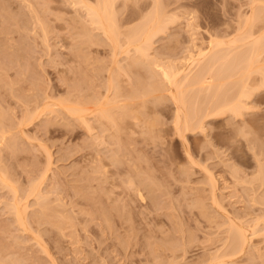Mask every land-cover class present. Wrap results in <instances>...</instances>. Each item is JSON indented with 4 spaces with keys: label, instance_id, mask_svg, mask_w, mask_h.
<instances>
[{
    "label": "rangeland",
    "instance_id": "rangeland-1",
    "mask_svg": "<svg viewBox=\"0 0 264 264\" xmlns=\"http://www.w3.org/2000/svg\"><path fill=\"white\" fill-rule=\"evenodd\" d=\"M158 1L113 0L123 31L141 30L155 3L169 17L148 45L149 59L133 48L127 54L123 34L126 51L118 48L114 65L113 46L78 0H0V264H264L260 74L249 76L243 112L209 117L205 130L197 123L206 94L186 88L198 116L196 130L182 135L158 67L185 68L209 42L229 43L248 29L254 39L264 34V0ZM249 16L255 28L245 27ZM232 55L225 66L232 57L234 66L230 60L222 72L237 80L241 53ZM234 82L233 90L225 86L229 99L240 92ZM105 100L119 108L103 106V116ZM238 229L249 243L233 255Z\"/></svg>",
    "mask_w": 264,
    "mask_h": 264
},
{
    "label": "bare ground",
    "instance_id": "bare-ground-1",
    "mask_svg": "<svg viewBox=\"0 0 264 264\" xmlns=\"http://www.w3.org/2000/svg\"><path fill=\"white\" fill-rule=\"evenodd\" d=\"M73 1V0H72ZM74 1H76L75 3H77V0H74ZM79 2L76 4V5H79V3L81 4V3H83L84 4V1L83 0H78ZM96 1H99V3L97 2V5L94 3V6H93V4L91 5V4H89V5H85L86 7H87V9L86 10H88V12H87V14H89V16H90V20H92V21H90V22H93L94 23V25H96L97 27V30L99 29L100 31H103V35L105 34V37H106V39L108 40L107 42H109L110 41V43H111V45L113 46V54H112V56H113V63L115 62V64L114 65H116V63H118V61H117V59H116V57L118 58V56L119 55H117V54H115L116 53V51L118 50V48H120V50L121 49H123V51H124V53H125V51L127 50V54H130V56H131V53H130V51H131V48H133V50L135 49L136 50V52H138V53H140V58H141V55H144V57L145 58H147V59H149L148 57L150 56L148 53V51L149 50H151L152 49V45H151V48L148 50V48L150 47V42L152 41V39H153V36H154V33H158L159 32V30L163 27V24H164V26H165V24H168V23H166L167 21H164L163 19H165V17L163 18V16L166 14H164V15H161V14H163L162 12H161V9L163 8H159V4H157V3H155V2H159L158 0H155V5L154 4H152L153 5V10L152 11H150V13L149 14H146V16H145V20H146V18H147V23L145 22V26L140 30V29H138L139 27H138V25H137V29L139 30V31H137V29H135V30H132V31H129L130 29L129 28H127V29H129L128 31H127V29H126V31L124 30H122V28H121V30L118 28L117 29V26L118 25H116V20L118 21V19H117V16L115 17V13L113 14V10H111L112 8H113V0L111 1V0H108V2H106V0H96ZM138 1V0H137ZM161 1V0H160ZM87 2H88V0H87ZM126 2H129V1H126ZM134 2V1H133ZM133 2H131V3H133ZM148 2V1H147ZM152 2V1H151ZM163 2V1H162ZM168 2V1H167ZM109 3H112V4H109ZM153 3V2H152ZM164 3V2H163ZM87 4V3H86ZM160 4L163 6L164 4H162L161 2H160ZM83 5V6H84ZM151 5V6H152ZM91 6H93V7H91ZM97 6V7H96ZM144 7H145V5H144ZM144 7H143V9H144ZM146 7H147V5H146ZM151 8V7H150ZM149 8V9H150ZM84 9V8H83ZM142 9V8H141ZM152 9V8H151ZM132 10H133V8H132ZM145 10V9H144ZM257 10V9H256ZM135 11H136V9H135ZM139 12H140V9L138 10ZM147 11V10H146ZM163 11V10H162ZM165 11V10H164ZM170 11V10H169ZM254 11V10H253ZM260 11V10H259ZM252 12V11H251ZM36 13V12H35ZM146 13V12H145ZM169 13V12H168ZM253 13V12H252ZM255 14L257 15L258 13L257 12H255ZM260 14H262V13H260ZM259 14V15H260ZM132 15V14H131ZM173 15V14H172ZM172 15H170V16H172ZM88 16V17H89ZM148 16V17H147ZM166 16H167V14H166ZM250 17V16H249ZM251 17H252V15H251ZM250 17V18H251ZM253 17H254V15H253ZM135 18V17H134ZM141 18V17H140ZM167 18H169L168 16H167ZM166 18V19H167ZM250 18H247L244 22V25H245V27H246V25H247V27L251 24V20L253 21V23H254V20L256 19H250ZM172 19V18H171ZM170 19V20H171ZM143 20V19H142ZM168 20V19H167ZM169 21V20H168ZM170 22V21H169ZM45 22H43V24H44ZM118 23V22H117ZM141 23H142V21H141ZM163 23V24H162ZM255 23H256V21H255ZM142 25H144V23L142 24ZM160 25H162L161 26V28H159L160 27ZM190 25V24H189ZM251 25H253V28H255L254 27V24H251ZM167 26V25H166ZM191 26V25H190ZM193 27V26H192ZM250 27V26H249ZM257 27V26H256ZM45 28V27H44ZM132 28H134V27H132ZM135 28H136V26H135ZM141 28V27H140ZM242 29H244V28H242ZM263 29V28H262ZM98 30V31H99ZM162 30V29H161ZM120 31H123V32H120ZM156 31H158V32H156ZM241 31V30H240ZM247 31H248V34H247ZM247 31H245V32H243V35H239L238 37H236V38H234L235 40H233V39H231L230 41L231 42H229V43H232V44H229V43H227L228 45H230V47L226 44V43H224V41L223 42H221V41H218V40H214V42H209V46H208V50L206 51L205 50V52L203 53L202 51V53L199 51L198 52V55H196L197 56V58H195L196 56H193V55H191V58L193 59V57L195 58V59H193V60H189V61H191V63H189L188 65H186V67L184 68L183 66V68H181V67H175V66H177V65H175L174 67L171 65V64H166V65H164L163 63H164V61H163V63L162 64H158V67L161 69H159L160 71H161V73H159V74H162L161 75V77H162V79L164 78L166 81H167V83L170 85L169 87H171V88H169V90H168V93L169 92H171L172 93V95H170L171 97H172V99H173V103L174 104H177L178 105V107H177V109H176V113H177V115H176V125L175 126H177V129H178V132H180L182 135L184 134V133H186V131L188 132V131H190V130H193V131H195L196 130V126H195V129L192 127V121H193V119H195L196 120V118H194L195 117V115H197L198 116V114H195L196 112L194 111V112H192L191 110V108H193V110L196 108V105H194V104H191V103H189V100H190V102H192V100H194V99H190L189 97H188V95H187V93L186 92H188V90H186V88L188 89V87L189 86H196V87H198L197 89L196 88H194V90L196 91H203V92H199L200 94H206V97H204L205 99H203L204 101H205V104H202V105H205L206 107H205V109H204V112L202 113L201 112V110H200V112L203 114V115H201V113L199 114V115H201V120L199 121L198 120V122L199 123H197V128H199V130L200 129H203L204 128V122H205V119H207V118H211V117H217V116H221V115H223V114H225V113H229L230 112V114L232 113V114H235V115H237L236 117H238L239 116V114H241L242 112H243V110L245 109L244 108V105H243V103H244V97L246 98H248V97H250V96H248V95H250L251 93H249V91H250V89L249 88H251L250 86H248L249 84V79H250V75H252L253 74V72H257L258 74H260V81H261V83H259V85L258 86H264V34H262V33H260V31H259V37H255V39H254V37L252 36V34H250L251 32H252V29H251V32H250V29H248ZM246 35H245V34ZM123 34L125 35L124 36V38L126 37V39H124V40H126V42H128V44L127 43H125V44H127L128 45V47H127V49H126V47L124 46V48L126 49V50H124V48H122V46L124 45V43L122 42V41H124L123 39L121 40V37H123ZM240 34H242V33H240ZM156 35V34H155ZM242 36H245V37H242ZM249 36V37H248ZM97 37V36H96ZM154 37H156V36H154ZM241 37V38H240ZM253 37V38H252ZM92 38V37H91ZM195 38V37H194ZM95 39V38H94ZM98 39V38H97ZM199 39V38H198ZM247 40V42L245 41V40ZM249 39L251 40L252 39V41H249ZM254 39V40H253ZM91 40V39H90ZM101 40V39H100ZM99 40V41H100ZM197 40V39H196ZM210 40H211V38H210ZM94 41V40H93ZM93 41H91L92 43H93ZM104 41V40H103ZM213 41V40H212ZM91 42H89V43H91ZM104 42H106V40L104 41ZM121 42L123 43V45L121 44ZM156 42V41H155ZM239 42H240V44H239ZM152 43V42H151ZM239 45H238V44ZM101 44V43H100ZM109 45V44H108ZM148 45H149V47H148ZM228 46L229 48L227 49V52H226V50H224V47H226V46ZM231 45H233V46H231ZM235 45V46H234ZM238 46V50L236 49V47ZM246 46V47H244V46ZM196 46V45H195ZM223 46V47H222ZM111 47V46H110ZM235 47V48H234ZM242 47H244L243 49H241ZM202 49V48H201ZM234 49V50H233ZM243 51H241V50ZM153 50V49H152ZM224 50V51H223ZM122 51V50H121ZM235 51H236V54H237V52L239 51L240 53H241V55H240V57H238V58H240V63L239 64H237L236 63V65H238V67H240V69H239V72H238V74L239 73H241V75L239 74V76H240V78L239 79H237V80H235L236 78H233V77H235L234 75H233V73H229L228 71H225V73H229L228 75L227 74H225V73H223L222 72V70L224 71L225 70V68L224 69H222V67H228L229 68V65H230V62L232 61L233 62V60H232V58L229 60V63H227L228 64V66L226 65L225 66V64H226V62H228V59H229V57H230V55H232L233 53H234V57H235ZM222 52H226L225 54H223ZM117 53H119V52H117ZM138 53H137V55H138ZM201 53V54H200ZM124 55H126V54H124ZM133 55V54H132ZM239 55V54H238ZM126 56H128V55H126ZM139 56V55H138ZM154 56V55H153ZM233 56V55H232ZM144 58V59H145ZM152 59V58H151ZM155 59H156V57H155ZM187 59H188V57H187ZM233 59H235V58H233ZM124 60V59H123ZM142 60V59H141ZM146 60V59H145ZM160 60V59H159ZM137 61H138V58H137ZM144 61V60H143ZM236 61V60H235ZM235 61L232 63L233 64V66H234V63H235ZM138 62H141V61H138ZM138 62H136V63H138ZM149 62V61H148ZM156 62H159L158 60H156ZM238 62V61H237ZM136 63L135 64H133V63H131V64H133V67H134V65H136ZM143 63V62H142ZM153 63V62H152ZM151 63V64H152ZM172 63V62H171ZM175 63V62H174ZM177 63V62H176ZM175 63V64H176ZM184 63V62H183ZM186 63V62H185ZM120 64V63H119ZM118 64V65H119ZM130 64V65H131ZM153 64H155V63H153ZM173 64V63H172ZM187 64V63H186ZM117 65V66H118ZM138 65H139V63H138ZM140 65H141V63H140ZM157 65V63L154 65V67ZM182 65V64H181ZM235 65V67H237ZM144 66V65H143ZM149 66V65H148ZM151 66H153V65H151ZM232 66V67H233ZM119 67H120V65H119ZM153 67V68H154ZM235 67H233V68H235ZM237 67V68H238ZM157 68V67H156ZM156 68H154V69H156ZM227 68V69H228ZM230 68H231V66H230ZM229 68V69H230ZM236 68V69H237ZM151 69V68H150ZM149 69V70H150ZM158 70V72H160ZM234 70L232 69V72H233ZM150 72V71H149ZM152 72V71H151ZM153 72H155L154 70H153ZM152 74H154V73H152ZM157 75V74H156ZM224 75H226V76H224ZM144 76V75H143ZM250 76V77H249ZM113 78V77H112ZM140 78V77H139ZM231 79H234V81H236V82H234V81H231L230 82V80ZM112 80V79H111ZM136 80H138V79H136ZM241 80V83L239 82ZM109 83H110V81H108ZM232 82H234L235 83V85H237V83L239 84V86H237L238 88H240V92H239V95L237 94V93H235V96H236V94L238 95V96H236V98H232V99H229V96L228 97H226V94H223V93H225L227 90H229V89H227V90H225V88H227L228 87V85L230 86V87H228V88H231L232 87V85H230ZM108 83V84H109ZM138 83V82H137ZM230 83V84H229ZM139 85H140V83H139ZM150 85V84H149ZM157 85V84H156ZM162 85V84H161ZM112 86V85H111ZM152 87H150V88H153V84L151 85ZM225 86H227V87H225ZM110 87V86H109ZM143 87H144V85H143ZM160 88V87H159ZM175 88L176 89V91H174L173 89ZM191 88V87H190ZM189 88V89H190ZM233 88L234 87H232V89L231 90H233ZM109 89V88H108ZM236 89V88H235ZM252 89V88H251ZM149 89H147V91H148ZM151 90V89H150ZM157 90V89H156ZM186 90V91H185ZM191 90H192V88H191ZM194 90H192V93H193V91ZM225 90V91H224ZM110 91V90H109ZM134 91V90H133ZM145 91V90H144ZM153 91H155V90H152V92ZM190 91V90H189ZM196 91V92H197ZM118 92V91H117ZM149 92V91H148ZM148 92H146V93H148ZM151 91H150V93H152ZM164 92V91H163ZM229 92H230V90H229ZM251 92V91H250ZM154 93V92H153ZM159 93H160V91H159ZM158 93V94H159ZM162 93V92H161ZM227 93V92H226ZM107 94V93H106ZM202 94V95H203ZM204 94V95H205ZM147 95V94H146ZM153 95H155V94H153ZM195 95V94H194ZM201 95V96H202ZM203 95V96H204ZM193 96V95H192ZM202 96V97H203ZM233 95H231V97H232ZM131 97H132V95H131ZM130 97V98H131ZM161 97V96H160ZM165 97V96H164ZM194 97V96H193ZM201 97V98H202ZM133 99H134V97H132ZM138 98V97H137ZM169 98V97H168ZM201 98H199L198 100H201ZM97 99V98H96ZM115 99V98H114ZM196 99V98H195ZM76 100V99H75ZM106 100H107V98H106ZM105 100V102H104V104L105 105H102V108H103V106H108L109 104L111 105V104H113V105H116V107L117 108H119V106H117V102H110L109 100L108 101H106ZM132 100V99H131ZM136 100V99H135ZM134 100V101H135ZM161 100V99H160ZM197 100V99H196ZM196 100H195V103H197L196 102ZM97 101V100H96ZM104 101V100H103ZM102 101V102H103ZM115 101H116V99H115ZM159 101V100H158ZM202 101V100H201ZM76 103V102H75ZM74 103V104H75ZM79 103V102H78ZM100 103V102H99ZM99 103H97V105L99 104ZM106 103H107V105H106ZM114 103H116V104H114ZM199 103H201L200 101H199ZM198 103V104H199ZM90 104V103H89ZM101 105H99V106H101ZM113 105H111V106H113ZM130 105V104H129ZM177 105H175V106H177ZM200 105V104H199ZM77 106V108H78V105H76ZM75 106V107H76ZM98 106V107H99ZM194 106V107H193ZM70 107H72V106H70ZM86 107H88V106H86ZM93 107V104H92V106H91V108ZM114 107V106H113ZM132 107V106H131ZM79 108H80V106H79ZM102 108H100V109H102ZM111 108V107H110ZM115 108V107H114ZM120 108H122V107H120ZM126 108V107H125ZM129 108V107H128ZM184 108H186V109H184ZM200 108H201V106H200ZM200 108H198V109H200ZM244 108V109H243ZM69 109V108H68ZM75 109L76 108H74V110H72V112L73 111H75ZM89 109V108H88ZM99 109V108H98ZM100 109H99V111H100ZM198 109H197V111H198ZM243 109V110H242ZM78 110V109H77ZM76 110V111H77ZM83 110V109H82ZM82 110H80V111H82ZM105 108H103L100 112H102L103 114V116L105 115ZM126 110H128V109H126ZM196 110V109H195ZM98 111V112H99ZM129 111V110H128ZM128 111H127V113H128ZM84 112H87V111H82L81 112V115L84 113ZM91 112V111H90ZM99 112V113H100ZM113 112V111H112ZM130 112H132L131 110H130ZM77 114L79 113V112H76ZM97 113V112H96ZM125 113V112H124ZM123 113V114H124ZM1 114V113H0ZM101 114V113H100ZM110 114V115H109ZM99 115V114H98ZM111 115H114V114H112V113H108V110H107V115L105 116V117H109L110 118V116ZM125 115V114H124ZM128 115V114H127ZM4 116V115H3ZM30 116V115H29ZM74 116V115H73ZM76 116V115H75ZM86 116V115H85ZM102 116V117H103ZM196 116V117H197ZM241 116V115H240ZM82 117V116H81ZM112 118H113V116H111ZM123 117V116H122ZM127 117V116H126ZM200 117V116H199ZM2 118V117H1ZM95 118H97V117H95ZM111 118V119H112ZM121 118V117H120ZM81 119V118H80ZM111 119H110V121H111ZM82 120V119H81ZM113 120V119H112ZM123 120V119H122ZM3 121V120H2ZM107 121V120H106ZM99 123V122H98ZM113 123V122H112ZM114 124V123H113ZM149 124V123H148ZM2 127V126H1ZM89 127V126H88ZM119 127V126H118ZM206 128V127H205ZM205 128H204V130H205ZM105 129V128H104ZM204 130H202V131H204ZM1 131V130H0ZM3 132H5V131H2L1 133H2V137L4 138L5 137V135L3 134ZM119 132V131H118ZM184 132V133H183ZM117 133V132H116ZM4 135V136H3ZM181 135V136H182ZM117 136V135H116ZM183 137H185V136H183ZM18 138V137H17ZM184 139V138H183ZM16 141V140H15ZM15 143V142H14ZM7 146V145H6ZM13 150V149H12ZM11 151V150H10ZM188 151V150H187ZM9 152V151H8ZM11 154V153H10ZM16 154V153H15ZM260 168H262V169H264L263 168V166L261 165V167ZM262 169H260V171H262V173H263V171L264 170H262ZM8 172V171H7ZM262 173H259V179L260 178H262V177H260V176H262ZM8 175V174H7ZM258 179V178H257ZM258 179V180H259ZM0 180L2 181L1 183H4V181L3 180H5V179H3L2 180V178H0ZM260 180H262V179H260ZM213 182V181H212ZM7 183V182H6ZM6 183H5V185H6ZM34 184H36V182L34 183ZM1 185H3V184H1ZM7 187H8V185H7ZM6 187V188H7ZM9 187H11V186H9ZM8 187V188H9ZM31 187H32V185H31ZM11 188H13V187H11ZM10 188V189H11ZM34 188V187H33ZM35 189V188H34ZM14 190V189H13ZM12 190V192H14ZM37 190V189H36ZM16 191V190H15ZM31 191V190H30ZM32 191H34V190H32ZM36 192V191H35ZM16 193V192H15ZM33 193V192H32ZM31 193V194H32ZM29 194V193H28ZM33 195H35V194H33ZM144 194L142 193L141 194V197L143 196ZM13 196H14V194H13ZM37 196V195H36ZM138 197H139V191H138V195H137ZM40 197H41V195H40ZM141 197H139V198H141ZM42 198V197H41ZM144 198H145V196H144ZM40 199V198H39ZM141 200V199H140ZM145 199H143V201H144ZM44 201H45V199H44ZM142 201V200H141ZM9 204V203H8ZM13 207H14V205H13ZM17 209L19 208L18 206H15ZM44 207V206H43ZM15 210V209H14ZM17 211V215H16V217H17V219H22L23 217L21 216V210H16ZM47 214V213H46ZM39 216V215H38ZM41 216V215H40ZM53 217V216H52ZM69 217V216H68ZM61 218V217H60ZM44 219V218H43ZM57 219V218H56ZM23 220V219H22ZM19 221L18 220V223L20 222H22L21 223V225L22 224H24V221ZM41 220V219H40ZM35 221H36V218H35ZM17 223V222H16ZM56 225V224H55ZM20 226V225H19ZM232 240H231V242H230V246L232 245V247H231V251H232V254L235 252H237V251H243L247 246H248V243H249V236L247 235V233L246 232H244L243 230H240V229H238V230H234V233L232 234ZM228 248H229V246H228ZM230 249V248H229ZM185 251H186V249H184ZM184 251V252H185ZM183 252V253H184ZM228 254H230V253H228ZM232 254L231 255H228V256H232ZM183 255V254H182ZM181 255V256H182ZM184 255H186V254H184ZM233 255H235V254H233ZM175 256V255H174ZM227 256V255H226ZM180 257V256H179ZM182 257H184V256H182ZM223 258H220L219 260H216V262H211V264H223V263H227L226 261H224V260H222ZM212 261H215V259L214 260H212ZM210 264V263H209Z\"/></svg>",
    "mask_w": 264,
    "mask_h": 264
}]
</instances>
